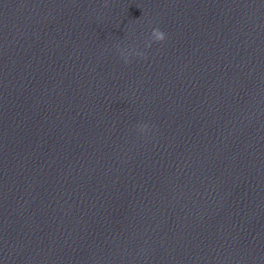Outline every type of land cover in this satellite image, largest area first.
Listing matches in <instances>:
<instances>
[{"label":"clouds","instance_id":"9594fccd","mask_svg":"<svg viewBox=\"0 0 264 264\" xmlns=\"http://www.w3.org/2000/svg\"><path fill=\"white\" fill-rule=\"evenodd\" d=\"M152 37L155 41L161 42L165 39V33L158 28L152 30ZM146 127V126H145Z\"/></svg>","mask_w":264,"mask_h":264}]
</instances>
